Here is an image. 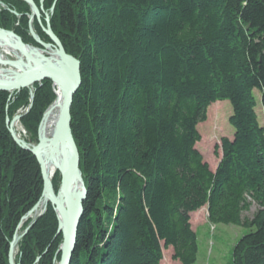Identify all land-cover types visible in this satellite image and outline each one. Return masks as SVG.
Here are the masks:
<instances>
[{
  "label": "trees",
  "instance_id": "obj_1",
  "mask_svg": "<svg viewBox=\"0 0 264 264\" xmlns=\"http://www.w3.org/2000/svg\"><path fill=\"white\" fill-rule=\"evenodd\" d=\"M55 1L52 30L81 73L71 130L88 195L71 264H161L162 244L180 264H196L190 220L205 207L212 225L251 230L232 264H264V127L255 97L264 113V0H46L43 13ZM1 3L0 28L38 46L28 34L30 7ZM34 88L21 123L36 141L56 95L51 81ZM217 102L230 103L235 134L216 147L212 171L196 145ZM29 104L28 90L11 99L0 91V264H9L16 229L42 195L39 164L6 123ZM57 226L49 205L17 262H58Z\"/></svg>",
  "mask_w": 264,
  "mask_h": 264
},
{
  "label": "water",
  "instance_id": "obj_2",
  "mask_svg": "<svg viewBox=\"0 0 264 264\" xmlns=\"http://www.w3.org/2000/svg\"><path fill=\"white\" fill-rule=\"evenodd\" d=\"M22 1L28 3L31 7L32 19L37 18V20H40V11L33 0ZM43 3L44 0H41V5ZM47 23H49V19H47ZM47 28V35L54 42L56 50L71 63L73 77H70L66 73L64 74L58 70L42 65L36 59V57L30 53V51H28V49H36L26 46L15 33L0 28V47L11 49L17 55V59L14 61H6L0 58V66L14 68L19 71V74H17L16 77L11 81H5L0 78V91L13 95L14 93H18L23 89L33 87L35 83H39L44 80H50L58 88V91L62 95L63 103L55 134L52 140L46 141L38 138V144L31 147L25 143H20L17 141L14 137V132L12 129L10 130V134L24 151L31 153L36 158L39 164L43 182L42 197H46L55 208L59 222V233H61L63 236V248L61 249L62 256L59 264H71L72 256L75 252L77 244L79 225L84 215L83 205L88 195L82 177V172L80 170V154L71 130V107L74 96L81 85L80 62L66 54L63 46L60 42H58L50 30V25H48ZM31 34L32 37L38 41L37 37L32 33V31ZM39 44L44 49L51 50V46L41 42H39ZM33 98V92H31V102ZM50 109L51 107L44 115L40 129ZM20 119L21 117L14 118L10 124L11 128L14 123ZM40 129L38 137H40ZM58 148L62 149L66 153V157L63 159V166L60 170L61 183L56 195L53 189L52 180L48 176L46 163L42 157V154L44 152H52ZM76 180H79L82 185V192L81 194L79 193V195L75 191L74 184ZM59 197L62 199L61 201L58 200ZM37 205L31 210L29 214H27L26 218L35 212ZM28 231L29 229L25 231V234L22 237H24ZM16 240L18 241L19 238L14 236L8 255L9 264H14L12 247H14V244H16Z\"/></svg>",
  "mask_w": 264,
  "mask_h": 264
},
{
  "label": "rangeland",
  "instance_id": "obj_3",
  "mask_svg": "<svg viewBox=\"0 0 264 264\" xmlns=\"http://www.w3.org/2000/svg\"><path fill=\"white\" fill-rule=\"evenodd\" d=\"M18 1H22V0H18ZM45 1L46 0H44V3H45ZM22 2H24V1H22ZM33 2L35 3L34 0H33ZM24 3L29 6L28 3H26V2H24ZM44 3L41 5V0L39 3V6H37L35 3V5L38 7L40 14H41L40 20H37V18L32 19V10H31V7L29 6L31 12H30V15H28V34L36 42V44L38 46H33L30 44L24 43L22 38L20 36H18L12 30H6V31H10V32L15 33L26 46H29L31 48H34L36 50L43 52L45 49L39 44V42H41L43 44L51 46L50 49H53L52 51H55L56 50L55 44L52 41V39L47 35V30H48L47 27H48V25H50V28H51L50 30L52 31L54 37L58 40V42L61 43V41L58 39V37L53 32L52 26H51V17L54 14L56 1L54 2L50 11L45 12V13H43L44 12ZM0 6H2L3 8H6V6L2 3L0 4ZM52 10H53V12H52ZM12 13L17 18H20V15L16 11H12ZM43 15H44L45 23L42 21ZM47 19H49V23H47ZM36 23H38L42 32L45 34V36L48 38L49 41H45V40L43 41L41 39V37L39 36V34L36 30V27H35ZM16 25L18 26V24H16ZM31 31L37 37L39 42L34 37H32ZM61 45H62V43H61ZM67 55H69V54H67ZM69 56H71V55H69ZM0 57L4 58L6 61H14L17 59V55L15 54V52H13L11 49L2 48V47H0ZM71 57H73V56H71ZM10 69L11 68H9V67L0 66V70H3V71H9ZM45 81H50V80H44L42 82L35 83L33 85V87L23 89V90H28L29 94H30V104H29L28 108L19 110L14 115V117H12V118L7 117V119H6V123H7L9 133H10V130L12 129L14 132L13 134H14L15 139L17 141H19L20 143H25L26 145H29V146H31V145L36 146L38 144V141H39L38 134H39L41 122L44 119V115L46 114V112L48 111V109L51 107V105L53 103L47 108V110L42 115V119H41L40 124L38 126L37 140L36 141L33 140L30 133L24 128V126L21 123V120L24 116L28 115L33 108L34 99H35V88L34 87L36 85H41ZM54 86L55 85L53 84V93L55 95ZM23 90H21V91H23ZM20 92L14 93L13 95H17ZM31 92H33V95H34L32 102H31ZM13 95L9 94V98L11 99ZM255 97L258 101V108L256 110L257 115H258V121H259L260 126L264 127V113H263L262 105L260 102L261 97L257 91H255ZM231 116H232V107H231L230 103L229 102H217L216 104L212 105L208 109L207 121L198 126V131H199V134L201 135V142L196 145V149L203 155L204 161L209 164L212 171H215L217 169L218 164L220 162L221 151L219 150V152H218L219 156L218 155L216 156V154H215L216 147H220L222 139L233 140V138H234L235 132L229 124V119L231 118ZM16 117H21V119L18 120L17 122H15L11 128L10 124L12 123L14 118H16ZM7 120H8V122H7ZM11 138L14 141V143L20 149H22L20 147V145L16 142V140L12 137V135H11ZM57 175H59V181H58L57 190L55 191V189H54L55 192H58L59 187H60V183H61L60 173ZM53 187H54V182H53ZM42 191H43V188H42ZM41 197H42V195H41ZM40 200H41V198H40ZM52 208L54 209V212H55V208L53 206H52ZM256 210H257V207L252 206L250 212L245 213L244 217L252 218V216L256 212ZM46 211H44V213L42 215H40L39 217L38 216L34 217L33 216L34 213L29 215L27 218H26V216H27L26 215L20 221V223L16 229L15 235H14L17 238H19V240L18 241L16 240V244H14V247H12L13 248L14 264H20L19 262H17V257L20 255L19 246H20L21 240L25 236L28 235L30 230L36 224L37 220H39L45 214ZM55 215L57 218L58 226H57L56 232L53 234L54 236L53 235L52 236H53L54 240H56L57 238H61V243H60L59 248L56 252V255L60 254L59 255V261L55 263V264H59L61 261V256H62L61 255V248L63 245V236L61 233H59V222H58V217H57L56 212H55ZM208 218H209L208 210L206 207L191 215L190 224L192 226L193 231L197 234V241H198V248H199L196 264H232L233 250H234L235 246L243 237L250 234L251 230L244 229L241 227H236V226L212 225L209 222ZM27 229H29V231L26 233V235L24 237H22L25 234V231ZM13 239H14V237H13ZM13 239H12L11 243L13 242ZM11 243H10V249H11ZM49 248L50 247H48L45 250V253H47ZM10 249H9V252H10ZM162 253H163V259H162L161 264H180L179 262H177L173 259L174 252H173L172 248L165 250L164 245L162 244ZM40 259H41V257H38L36 262L38 263L40 261ZM8 263H9V261H8Z\"/></svg>",
  "mask_w": 264,
  "mask_h": 264
},
{
  "label": "bare ground",
  "instance_id": "obj_4",
  "mask_svg": "<svg viewBox=\"0 0 264 264\" xmlns=\"http://www.w3.org/2000/svg\"><path fill=\"white\" fill-rule=\"evenodd\" d=\"M45 50L44 51L42 50L43 52H39L36 50L28 49V51H30V53H32L42 65L58 70L61 73L64 74L66 73L70 77H73V70L71 67V63L67 59H65L57 50L55 51H52L53 49L51 50L45 49ZM2 59L5 60L4 58ZM23 61L26 62L25 60ZM17 74H19V71H17L14 68H11V70L9 71L0 70V78L5 81L13 80ZM54 91H55L56 99L51 105V109L47 113L45 117V121L40 129L39 138L46 141H50L54 137L63 103L62 95L55 86H54ZM65 155L66 153L60 148L55 149L52 152H44L42 154V157L46 163L48 176L52 180V183L54 182L56 175L60 173V170L63 166V159L66 157ZM74 186L76 193L78 195L79 193L81 194L82 192L81 182L79 180H76ZM55 194L57 195V192H55ZM58 200L61 201L62 199H60L59 197ZM49 205L52 206V203L46 197H41V200L39 201L33 216L39 217L40 215H42L44 211L47 210V207Z\"/></svg>",
  "mask_w": 264,
  "mask_h": 264
}]
</instances>
